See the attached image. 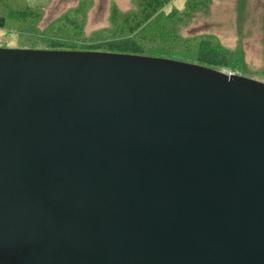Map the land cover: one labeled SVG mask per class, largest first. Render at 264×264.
Here are the masks:
<instances>
[{
    "label": "water",
    "instance_id": "obj_1",
    "mask_svg": "<svg viewBox=\"0 0 264 264\" xmlns=\"http://www.w3.org/2000/svg\"><path fill=\"white\" fill-rule=\"evenodd\" d=\"M0 264H264V83L0 48Z\"/></svg>",
    "mask_w": 264,
    "mask_h": 264
},
{
    "label": "rangeland",
    "instance_id": "obj_2",
    "mask_svg": "<svg viewBox=\"0 0 264 264\" xmlns=\"http://www.w3.org/2000/svg\"><path fill=\"white\" fill-rule=\"evenodd\" d=\"M11 1L0 0V14L29 6L31 20L10 23L0 31L1 49L45 48L47 38L37 32L41 35L50 27L51 33L66 35V19L81 22L80 45L96 43L97 38L112 39L126 34L128 20L140 14L139 0ZM143 31L140 41L149 54L193 55L192 45L208 39L228 55L229 65L222 72L264 83V0H174Z\"/></svg>",
    "mask_w": 264,
    "mask_h": 264
},
{
    "label": "trees",
    "instance_id": "obj_3",
    "mask_svg": "<svg viewBox=\"0 0 264 264\" xmlns=\"http://www.w3.org/2000/svg\"><path fill=\"white\" fill-rule=\"evenodd\" d=\"M13 1V0H12ZM11 1V2H12ZM139 16L136 18H130L125 25L126 34L109 39L106 37L95 39L97 42L92 44L80 45L78 44L82 38L79 20H63V24L66 25V35L62 33H51L49 27L48 30L39 34L34 28L31 31L37 32L39 36L47 38V47L31 48L28 46H22L31 50H51V51H87V52H104V53H116L125 55H137L156 57L163 59H170L190 64H197L212 68L218 71H224L229 65L228 55L215 47L212 41L208 39L197 40L192 45L194 48V54H188L187 56L180 57L179 55H173L172 53H148V49L141 43L142 32L150 24L158 21L163 15V10L174 0H139ZM14 7L13 5H11ZM18 9L7 10V15L3 12L0 14V31L6 30L10 23H28L30 22V13L27 10L33 9L26 6L23 10L20 7ZM32 11V10H31ZM32 16V14H31ZM64 29V28H63ZM121 31H117L120 33ZM54 34V36H53ZM94 40V37L91 38ZM49 41V42H48ZM51 41V42H50ZM79 41V42H78ZM155 41V40H154ZM158 43V42H156ZM160 44V43H159ZM167 44H170L167 42ZM22 49V48H21Z\"/></svg>",
    "mask_w": 264,
    "mask_h": 264
}]
</instances>
